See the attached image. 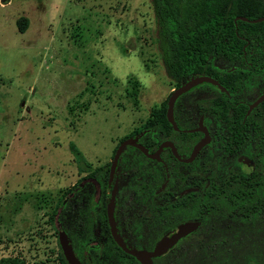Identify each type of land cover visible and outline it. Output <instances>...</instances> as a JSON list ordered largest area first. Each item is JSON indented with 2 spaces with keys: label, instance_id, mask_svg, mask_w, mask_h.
<instances>
[{
  "label": "rangeland",
  "instance_id": "374dc122",
  "mask_svg": "<svg viewBox=\"0 0 264 264\" xmlns=\"http://www.w3.org/2000/svg\"><path fill=\"white\" fill-rule=\"evenodd\" d=\"M156 32L151 0H0V258L63 264L55 222L57 210L65 226L61 200L84 170L101 180L117 143L160 118L177 86ZM215 65L235 63L218 58ZM262 89L263 74H252L232 87V99L248 102ZM219 96L207 83L182 93L173 105L175 124L190 127L200 114L214 115ZM253 112L261 116L262 151L264 111ZM69 144L87 168L77 169ZM244 154L208 144L198 155L200 172L217 178L232 165L229 174L253 169L264 182V157L233 168ZM121 157L160 176L128 145ZM219 210L203 219L197 249L170 251L164 264H264V214L241 221ZM95 255V264H127L110 246Z\"/></svg>",
  "mask_w": 264,
  "mask_h": 264
},
{
  "label": "flooded vegetation",
  "instance_id": "af4514ba",
  "mask_svg": "<svg viewBox=\"0 0 264 264\" xmlns=\"http://www.w3.org/2000/svg\"><path fill=\"white\" fill-rule=\"evenodd\" d=\"M256 74L263 73L258 71ZM207 84L215 87L218 91L225 92L229 104L232 101L238 102L243 106V109L236 111L229 105L228 114L224 117L200 114L190 127H181L177 124L176 129H173L169 124L171 127L169 133L146 129L133 131L123 139L135 138V142L146 149L147 154H144L137 147L128 145L154 164L156 170L160 171L158 178H154L155 169L151 174L142 171L141 166L139 167L137 163L128 157L120 158L119 154L111 178L108 177L110 163H108L107 170L101 180L90 176L86 169L79 182L72 185L73 190H69L65 198L61 200L60 206L64 207L65 213V226L63 227V220L58 216L56 210V227L64 229L68 240H73L74 244H71L72 242L70 244L75 257L81 264H95V254L108 246L118 254L125 256L127 264H140L135 257L124 253L111 235L107 206L112 191V222L116 234L126 247L151 251L162 236L175 230L179 224L194 221L199 223L197 228L179 237L166 252L152 257L151 262L152 264H164V256L170 251L198 248L199 233L197 230L201 224L198 202L201 182L198 155L201 149L190 161H185V159L188 158L193 146L202 138L203 134L201 131H193V129L197 127V123L201 119V124L209 135V142L206 145L215 142L218 149H226L231 152L242 148L245 151L248 144L253 141V137L251 136L249 140L248 135L254 134V125H251V122L247 120V116H250V119L256 118V120L261 117L258 114L250 115L252 109L261 102L249 113H246V110L248 105L264 92L262 89L251 101L244 102L233 100L231 92L220 90L217 85ZM239 127L241 131H238ZM171 134H174L175 137H172ZM163 140H169L173 144L177 156L172 154L168 147H163L157 159L151 158L149 154L153 153ZM258 159L261 160L262 156L257 157ZM238 163L247 168H251L253 165L252 161L243 158V156L235 159L233 168L236 170L239 167ZM173 167L177 172L171 171ZM172 175L177 177L174 178ZM77 192H79L78 195H76ZM76 197L74 202L73 199ZM116 263L118 264V261H113V264Z\"/></svg>",
  "mask_w": 264,
  "mask_h": 264
},
{
  "label": "trees",
  "instance_id": "16d2710c",
  "mask_svg": "<svg viewBox=\"0 0 264 264\" xmlns=\"http://www.w3.org/2000/svg\"><path fill=\"white\" fill-rule=\"evenodd\" d=\"M151 3L160 59L177 86L191 76L206 75L215 79L228 93L258 71L264 76V21L234 20L236 16L249 19L264 16V0H151ZM218 58L235 65L220 69L215 65ZM219 93L220 97L211 108L212 114L226 116L229 105L236 111L243 109L238 102L229 104L225 92ZM257 106L264 111V100ZM255 108L250 115H254ZM160 116L144 130L164 132L171 129L165 112ZM247 120L254 125V134H249L248 139L252 136L255 143L253 147H247L243 157L255 166L262 160L257 157H264V148L261 151L256 118L247 116ZM238 129L241 131L240 127ZM69 149L75 156L78 170L82 171L83 165L88 167L73 144H69ZM229 169L226 167L223 176L217 178L200 172L201 224L206 215L213 214L221 206L219 213L235 220H250L264 214V182L258 178V172L251 169L229 174ZM62 263L66 264L63 256ZM0 264L25 263L16 257H3ZM247 264L250 263L247 261Z\"/></svg>",
  "mask_w": 264,
  "mask_h": 264
},
{
  "label": "water",
  "instance_id": "95a60500",
  "mask_svg": "<svg viewBox=\"0 0 264 264\" xmlns=\"http://www.w3.org/2000/svg\"><path fill=\"white\" fill-rule=\"evenodd\" d=\"M234 20H242L245 22L255 23V22L264 21V16H259V17L251 18V19L246 18L244 16H236L234 18ZM201 83H209L212 85H217L220 90H224V88L222 86H220L215 79H213L209 76H206V75L191 76L190 78H188L184 82H182L180 85L175 87L169 93V95L167 97L166 108H165V118L173 129H176V124L173 120V112H172L173 105H174L176 98L178 96H180L182 93L188 91L190 88H192L198 84H201ZM263 100H264V92L261 93L253 102H251L248 105L246 113H249V111L253 107H255L258 103L262 102ZM193 131H201L203 135H202V138L198 142L195 143V145L193 146V148L190 152V155L188 156L187 159H185V161H190L198 153V151L204 145H206L209 142L208 132H207L206 128L204 126H202L201 119H199V121L197 123V127L194 128ZM127 145L135 146L138 149H140L142 153L147 154L146 149L144 147H142L140 144H137L135 142V138L123 139L121 142H119V144L117 145V147L115 148V151L113 153V156H112V159L110 162V166H109V175H108L109 178H111V176H112L113 170H114L116 162H117V158H118L121 150ZM163 147H168L170 149L171 153L174 154L175 156H177L176 151H175V147L173 146V144L169 140L161 141L159 143L157 149L153 153L149 154V156L153 159H157L158 154ZM112 201H113V191L110 194V201H109L108 206H107L108 221L110 223L111 235L113 237V240L116 242V244L119 246V248L124 253L132 255L133 257H135V259H137V261L140 264H152V262H151L152 257H155L157 255H160V254L166 252V250L179 237L185 235L187 232L194 230L195 228H197V226L199 224L198 222H194V221H186L184 223L179 224L175 230H173V231L169 232L168 234H165L164 236H162L159 239V241L156 243L155 247L151 251L136 250V249L128 248L124 245V243L122 242V240L120 239V237L116 234V232L114 230V226H113V222H112V216H111ZM57 242H58V245L60 247L62 255H63L65 261L67 262V264H81L80 261L75 257V255L73 253V249L71 247V244L67 238V235L65 234L64 230L61 228H59L57 230Z\"/></svg>",
  "mask_w": 264,
  "mask_h": 264
}]
</instances>
